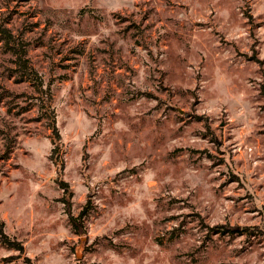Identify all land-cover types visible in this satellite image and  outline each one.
<instances>
[{
    "label": "rangeland",
    "instance_id": "rangeland-1",
    "mask_svg": "<svg viewBox=\"0 0 264 264\" xmlns=\"http://www.w3.org/2000/svg\"><path fill=\"white\" fill-rule=\"evenodd\" d=\"M0 27V264H264V0H0Z\"/></svg>",
    "mask_w": 264,
    "mask_h": 264
},
{
    "label": "trees",
    "instance_id": "trees-1",
    "mask_svg": "<svg viewBox=\"0 0 264 264\" xmlns=\"http://www.w3.org/2000/svg\"><path fill=\"white\" fill-rule=\"evenodd\" d=\"M0 39L2 41H4L5 44H8V42L13 40V36L5 28L0 27ZM21 49L22 48L19 47L16 49V52H15L17 55V60H16L17 66L19 69H21V71L26 73V75H32L33 76L34 72L29 68V66L27 64V60L25 59V52H24V50H21ZM257 63H259V65L262 64L260 60L257 61ZM261 76H262V80L259 83L258 87H259L260 96L262 97V100H263L262 109L264 111V71L263 70L261 71ZM34 87L40 93H45V91L42 90V82H39V81L37 82V80H36V82H34ZM48 99H50L49 96H48ZM49 117L52 118V116H49ZM52 131H53L54 135L56 136V138L60 139L59 134L57 133V130H56L54 125H52ZM53 151H55V148L53 149ZM60 188L62 189V194H63V196L60 198V201L64 204V212L67 215V220L71 226L73 233L76 234L77 236H79L85 230L84 229L85 228L84 220H85L86 216L88 215L89 211L92 209L91 200L88 197V199L86 200L84 206L79 211V213L77 215H73V214H71V211L69 209L68 202H65V200L63 198L65 196V194H69L71 196V192H69V187H68L67 183L61 182ZM214 229H218V232H221V233L228 232V230L224 231L223 229H221V227H215ZM229 232H233V230H231ZM0 245H2L3 247H5L7 249H12V250L18 251L19 253L23 252V246H22L21 242L15 240V239H11L4 232V223L1 220H0Z\"/></svg>",
    "mask_w": 264,
    "mask_h": 264
}]
</instances>
